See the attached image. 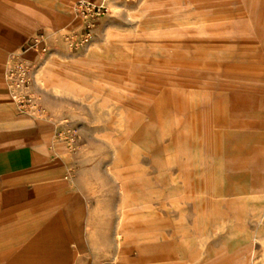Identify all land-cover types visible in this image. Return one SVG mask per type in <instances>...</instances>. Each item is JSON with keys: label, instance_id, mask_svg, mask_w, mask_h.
Listing matches in <instances>:
<instances>
[{"label": "rangeland", "instance_id": "obj_1", "mask_svg": "<svg viewBox=\"0 0 264 264\" xmlns=\"http://www.w3.org/2000/svg\"><path fill=\"white\" fill-rule=\"evenodd\" d=\"M257 6L104 0L76 14L79 29L41 50L44 59L64 61L92 44L101 48L78 71L36 85L56 137L75 153L84 147L89 170L105 174L106 218L117 217L115 203L153 204L160 219L181 221L174 234L186 236L187 249L201 236L203 263L210 251H228L238 264H258L264 248V18ZM111 223L100 243L107 251ZM247 253L254 258H241Z\"/></svg>", "mask_w": 264, "mask_h": 264}, {"label": "crops", "instance_id": "obj_2", "mask_svg": "<svg viewBox=\"0 0 264 264\" xmlns=\"http://www.w3.org/2000/svg\"><path fill=\"white\" fill-rule=\"evenodd\" d=\"M215 1L257 4L258 17L264 18V0ZM78 2L104 0H0V264H238L240 257L228 251H210L203 263L201 236L195 234L193 249H187L186 236L174 234L181 221L160 219L153 204L115 203L111 210L117 217L107 219L105 174L89 170L84 147L75 153L69 141L57 138V126L41 110L32 116L17 110L8 77L19 64L33 70L30 89L38 96V81L47 85L78 71L101 51L92 44L64 61L41 55L62 33L80 28ZM124 190L123 183L127 202ZM109 220L111 251L100 246ZM257 258L264 264V248Z\"/></svg>", "mask_w": 264, "mask_h": 264}, {"label": "built area", "instance_id": "obj_3", "mask_svg": "<svg viewBox=\"0 0 264 264\" xmlns=\"http://www.w3.org/2000/svg\"><path fill=\"white\" fill-rule=\"evenodd\" d=\"M91 6L95 7L94 4L78 2L75 7V12L76 14L85 15ZM90 28V23H86L82 28L83 34L81 36H83V41H87ZM8 81L9 87L12 90L11 99L20 113L32 116L36 110H41L43 112L38 104L37 96L30 89L31 73L30 67L27 64L21 63L15 70L11 71Z\"/></svg>", "mask_w": 264, "mask_h": 264}, {"label": "bare ground", "instance_id": "obj_4", "mask_svg": "<svg viewBox=\"0 0 264 264\" xmlns=\"http://www.w3.org/2000/svg\"><path fill=\"white\" fill-rule=\"evenodd\" d=\"M97 4H94V6H96Z\"/></svg>", "mask_w": 264, "mask_h": 264}]
</instances>
